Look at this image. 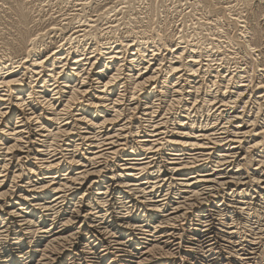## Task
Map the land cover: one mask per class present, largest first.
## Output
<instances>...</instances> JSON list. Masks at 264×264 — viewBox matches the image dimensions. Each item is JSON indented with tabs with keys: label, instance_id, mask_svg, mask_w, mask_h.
<instances>
[{
	"label": "bare ground",
	"instance_id": "6f19581e",
	"mask_svg": "<svg viewBox=\"0 0 264 264\" xmlns=\"http://www.w3.org/2000/svg\"><path fill=\"white\" fill-rule=\"evenodd\" d=\"M18 13V45L26 54L16 66L0 62V71L5 70L0 78V264H175L177 259L178 264H188L192 251L207 255L216 249L220 231L230 238L237 234V225L210 213L204 220L205 210L196 208H216L222 188L227 191L224 200L257 193L258 202L264 201L261 179L240 173L242 168L248 175L249 170L261 173L264 167V106L258 105L254 119L243 117L250 82L238 84V79L229 99L227 93L222 96V108L245 104L233 110L230 121L235 125L197 129L184 119L191 112L188 104H197L199 86L191 87L187 95L192 101H186L183 85L175 86L169 77L157 81L163 58L157 60L155 50L148 53L152 48L140 43L134 57L126 59L119 54L127 47L119 45V51L85 57L84 64L75 55L80 51L70 45L64 53L51 51L39 58L32 53L38 51L37 37L25 31L28 10L21 6ZM258 25L244 37V45L253 51L262 41ZM184 53L183 48L170 49L171 61L164 69L170 76L185 65ZM189 56L186 67L195 74L200 57ZM248 76L254 83L255 74ZM241 77L242 73L237 78ZM234 78L233 74L216 80L227 92ZM120 80L122 87L129 86L127 91L117 89ZM220 85L203 94L198 111L207 107L209 112L211 99L222 91ZM260 87L263 93L251 98L255 103L264 98V84ZM126 96L135 102L125 103ZM179 107L186 108L178 112ZM136 114L141 120L134 125ZM248 137L252 139L246 143ZM254 149L262 154L254 152L253 159ZM164 150L168 152L161 155ZM253 183L258 184L255 192ZM171 186L176 191L170 192Z\"/></svg>",
	"mask_w": 264,
	"mask_h": 264
},
{
	"label": "rangeland",
	"instance_id": "374dc122",
	"mask_svg": "<svg viewBox=\"0 0 264 264\" xmlns=\"http://www.w3.org/2000/svg\"><path fill=\"white\" fill-rule=\"evenodd\" d=\"M21 6L25 7V9L28 10L29 14H28L26 25H25V31L29 35H33V37L34 36L37 37L36 47H38V51L36 48L32 53L36 54L37 57L39 56V58L51 55L52 52L53 53L54 52L64 53L66 50L67 51L68 49L71 50L73 47V49H78L80 51L76 53L75 55H79L80 58H83L84 64H85L86 63L85 57L88 58L91 56H95V55L100 54L101 52L104 53V51L106 50L107 51L113 50L114 52H116V50L118 49L117 51H119L121 50L117 48V46L119 45H125L127 47L126 49L128 51L124 50L122 54H119L120 56L124 54L122 58H126V59H130L134 57V55L136 54L137 48L140 47L139 45L140 43H144V45L147 46L148 49L152 48L148 51V53L154 52L153 50H155L156 54H158V55H155L157 60H159L158 58H160V60L161 58H163L161 60V62L163 63L161 65V69L159 70V72L160 71L161 72L160 73L158 72L157 81L161 82L164 78L169 77L168 79L169 80L171 79L170 80L171 83L174 84L176 82L174 84L175 86L183 85L185 87V89L183 90V94L185 95L184 97L185 99H188L186 101H190V100L192 101V99H190L191 96L187 95L189 94L190 90H192L191 87L195 85L196 87L199 86V90L201 92L196 93L199 96L198 101L196 102L197 104L195 105L193 103L188 104L189 106H191L192 110L191 109L187 110L188 112L189 111L191 112L187 114L189 115L188 118L184 119V121L186 120L188 122H194V125L197 126V129L201 125L202 126L206 125L205 127L211 129L212 131L216 129L218 130L221 128V126H224V125H227L230 129V126H232L233 124L232 120L230 121L231 117L234 115V113L237 110H242L243 109L242 107L245 104L241 102V103L236 104L238 106L233 105V106L228 107L229 106L228 105L223 108L220 105L222 104L223 97L226 96V93L228 94L227 97L229 99V94L230 93L232 94L233 90L235 89L233 86H236V83H238L237 81L240 80L238 84H240V82L241 83L250 82L248 90L246 91V95L247 94L248 95L245 98V100L250 99L251 101H253L251 99L253 95L256 96L258 92L259 94L263 93L262 88L260 86H263L264 84V0H0V62H4L5 65L7 66L12 64V62H13L12 65L16 66L18 63H15V62L19 61L26 54V52L23 49H21V47L18 45V42H19L18 39L21 37V33L17 28V19L19 16L18 7H21ZM257 24H259L258 27L261 30V40L262 41H261V45L258 46L259 48H257L259 50L253 51L254 50L253 48L252 50H250L251 49L250 47L244 45L245 44L244 37L251 36V33L254 32L252 28L255 27ZM159 44L160 46H157ZM169 47L170 49L173 47V49L183 48L185 50V53H184L185 65L181 66L183 69L180 67L179 68L180 70L177 71L175 74H172L171 76H170L171 73L164 70L166 69V66L169 65L171 61L169 59V57H171ZM107 48H110V49H107ZM259 51H262V52L259 54ZM190 53L191 55L196 56V59L197 57L198 58L200 57L198 59V62L196 63L197 67L195 66V68H199V67L200 68L195 74L191 73V71L188 72L189 71L188 66L186 67V65H188L187 62L192 59L189 56ZM59 55L60 54H58V56ZM187 56H189L190 58ZM99 57H104V54L100 55ZM148 58H150V56ZM163 60H165V63ZM201 67H202V71H201ZM4 72L5 70L0 71V78L3 76V74H5ZM241 73L243 74V77L237 78ZM250 73H252V75L253 73L255 74L253 78L254 83L249 80L248 75ZM233 74L234 76H236V78H234L235 84L234 82L231 83L232 86L231 84H229L228 86L229 88L227 89L228 91L226 92L224 90L225 91L224 92L222 90V86L220 85L221 82L217 81L216 79L222 78L223 76L229 77L230 75L232 76ZM216 75L218 76V78L216 77ZM37 78L38 77H36L35 79ZM177 79L180 82H178ZM244 80H248V81H244ZM122 81L123 80H120L119 81L120 83L118 82V84L121 86L117 85V89L120 87L119 90L124 89L125 91L126 88L128 90L129 86L122 87L123 86ZM196 82H198V84ZM259 82H262V83H259ZM215 83H217L218 85L217 84L215 85ZM258 83L260 86L258 85ZM219 85L221 86V90L223 92L222 91L217 92L218 98L211 99L213 102L212 106L211 107L209 106L211 108L210 109L211 111L209 110V112H207L208 111L207 107L205 108L204 111H198L199 107H201L202 105L200 102L201 98L204 97V95L206 94L208 90H210V88L212 89L213 92H215L216 86H217V89H219ZM250 86L253 88H251ZM1 88H0V91L2 90ZM229 90H231V92H229ZM248 92L251 94H249ZM126 94L129 95L128 92H126ZM263 99L264 98L258 101L259 103H255L254 101H253L254 103H251L250 100L246 103L247 105L245 107V116H243L245 120L249 117L251 119L252 118L254 119L255 118L254 116L258 115L256 112L257 107L258 105H261L262 107L264 106ZM214 100H217V101H214ZM124 101L125 103L135 102L133 98L130 99V97L128 96L125 97ZM182 105H184V103ZM216 105H218L219 107ZM185 108L186 107L182 109H185ZM182 109L181 107H179L176 111L180 112ZM215 112L217 113L215 114ZM182 114L183 113H181V115ZM216 115L219 117L217 118ZM140 120L141 118L139 114L134 115L132 118V122L134 121L133 123L134 125L135 123H137V121H140ZM246 123L247 122L241 123V124L249 125V123L248 124ZM255 125L257 127V125H260V124H257L256 122ZM248 139L249 137L246 139V143L247 141H250L252 137H250L249 140ZM256 149H254L251 152V154H253L251 155L253 159L257 154L261 153L259 152V150H261L262 148L257 150L258 153L256 152ZM220 150H223V149L221 148ZM167 152L168 151L164 150V151H161L160 153L161 155H164ZM254 152L256 155H254ZM210 159L214 160L215 158L213 157ZM254 166L256 165L251 164L250 167L255 168ZM244 169L245 168H242L240 170L241 174L243 171V174L244 175L246 174L245 177L251 176L252 178H257L259 181L261 179L260 183L262 187L264 186L263 184L264 174H262L264 173V167L262 168L263 172L261 171V173H259V171L258 172L255 171L254 173L251 172L252 170L247 171V172H250L249 175L245 173L246 169L245 170ZM195 170L192 169V171H195ZM253 184L250 185L249 186L250 188L248 187V189H251L255 185L253 187L254 189L252 188L253 192H255L258 189V186H257L258 184L257 183H255L254 185ZM261 185L259 184L260 188L262 189ZM255 187L257 188L256 190H255ZM162 188L164 191V188L166 190L167 187L162 186ZM170 188H171V190H169L170 192H174L176 191L175 189H177L176 186H173V188L171 186ZM219 192L220 194H222V196H224V194L227 193L225 188L220 189ZM222 196L220 195L219 197L220 199L219 198H218L219 200L217 199L216 208L207 207L206 204H204L205 206L202 205L203 207L200 208V205H199V207H197L196 209L200 210L203 208V210H205V212H202L206 215V216L204 214L202 215V218L204 217V220H208V218L209 219L211 218L209 213L218 219L221 218L222 221L225 218L223 222L227 224L233 223L234 226L237 225L239 232L237 231V234H235L236 236L235 235L231 236L232 238L231 239L230 237H227V234L220 231L221 239H219L220 241L218 242L219 243V245H217L218 247L216 246L215 247L216 249H214L213 252H210L207 255L206 254L202 255L203 254L202 252L201 254L193 253L192 251V255L189 257L191 258L193 257V259L192 261H189L188 264H190V262L192 264L194 263L196 264H219V263L220 264L222 263L223 264H228V263L229 264H244L246 261H249L251 264H260V263L264 264V255H263L264 254V243H262L264 242V234H263L264 233V228H263L264 227V218H263L264 217L263 215L264 201L263 202L261 201L262 203L258 202L259 200L257 197V193H254L253 196L248 197L250 199L248 198L245 199L240 196L230 195V196H225L228 198H225L224 200ZM221 200L223 203L221 202ZM260 207L261 208L263 207V208L261 209ZM208 209H214V210L210 212ZM214 212H217V213H214ZM228 213L231 215H229ZM251 213L253 215L255 214L254 217ZM190 218L192 219L193 217L191 216ZM235 221L237 222V224L234 223ZM239 224L241 227L239 226ZM241 228H243V230ZM253 235L256 239L253 237H250ZM257 237L259 238L257 239ZM243 238L246 239V241L245 240L243 241ZM224 243H225V246H223ZM240 243L242 244L244 243V244L242 245ZM252 246L254 248H252ZM227 247L231 249H228ZM246 248H247V251H246ZM223 256L225 257L228 256V257L225 258ZM229 258L230 260H228ZM233 258H236V259H233ZM246 258H250V259L247 260ZM176 261L177 262H175V264H178L179 263L178 259Z\"/></svg>",
	"mask_w": 264,
	"mask_h": 264
}]
</instances>
